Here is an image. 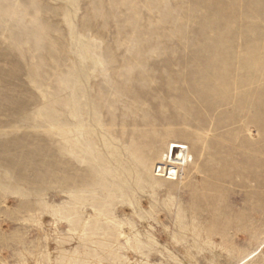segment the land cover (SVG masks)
I'll return each mask as SVG.
<instances>
[{
    "label": "rangeland",
    "instance_id": "374dc122",
    "mask_svg": "<svg viewBox=\"0 0 264 264\" xmlns=\"http://www.w3.org/2000/svg\"><path fill=\"white\" fill-rule=\"evenodd\" d=\"M0 264H264V0H0Z\"/></svg>",
    "mask_w": 264,
    "mask_h": 264
},
{
    "label": "bare ground",
    "instance_id": "6f19581e",
    "mask_svg": "<svg viewBox=\"0 0 264 264\" xmlns=\"http://www.w3.org/2000/svg\"><path fill=\"white\" fill-rule=\"evenodd\" d=\"M190 156V148L181 141H170L166 148V162L161 164L164 168L157 170V174H164L168 179H176L178 177V169L185 171L189 165V161H193Z\"/></svg>",
    "mask_w": 264,
    "mask_h": 264
}]
</instances>
